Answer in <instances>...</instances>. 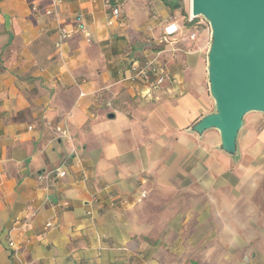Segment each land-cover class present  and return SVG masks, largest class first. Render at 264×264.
Here are the masks:
<instances>
[{"label": "crops", "instance_id": "1", "mask_svg": "<svg viewBox=\"0 0 264 264\" xmlns=\"http://www.w3.org/2000/svg\"><path fill=\"white\" fill-rule=\"evenodd\" d=\"M51 1L0 0V264H264L262 115L245 117L236 161L216 131L188 129L211 110L206 31L164 46L147 95L123 79L175 10L125 0L114 18L103 0ZM59 27L72 33L57 49ZM177 180L217 197L199 253L187 218L158 214Z\"/></svg>", "mask_w": 264, "mask_h": 264}, {"label": "water", "instance_id": "2", "mask_svg": "<svg viewBox=\"0 0 264 264\" xmlns=\"http://www.w3.org/2000/svg\"><path fill=\"white\" fill-rule=\"evenodd\" d=\"M190 13L210 29L205 61L213 110L188 129L197 135L216 130L218 148L236 159L244 116L264 118V0H190Z\"/></svg>", "mask_w": 264, "mask_h": 264}, {"label": "rangeland", "instance_id": "3", "mask_svg": "<svg viewBox=\"0 0 264 264\" xmlns=\"http://www.w3.org/2000/svg\"><path fill=\"white\" fill-rule=\"evenodd\" d=\"M190 12V0H181V6L177 9H175L174 12V18L178 20L179 22L185 23L186 17L188 16ZM198 23L197 26L195 27L197 30V35L203 34L205 35V31L207 33V43H209L210 40V29L208 23L202 18L198 17L197 18ZM208 47V44H207ZM210 97V96H209ZM211 99V97H210ZM211 110H213V100L211 99ZM258 114L262 115L261 113L258 112H249L247 113L243 119L249 114ZM262 119L263 115H262ZM244 121V120H243ZM262 124L264 123V120H262ZM244 126V124H243ZM240 129L239 133L241 132ZM216 131V130H214ZM217 133V131H216ZM218 134V133H217ZM234 159V161H236ZM184 180H177L175 183V189H176V194L173 195V193L170 194L169 189L166 188L167 191L161 192L160 196H156L155 198V203L160 204L161 208L158 214H160L161 219H172L173 216H178V220L185 219L189 220L190 226H187L182 235H192L193 237V247L198 248V253L200 251V241L205 238L204 234H208V237H215L216 236V198L214 196L208 195L202 191L201 188H199L197 185H193L192 187H187V188H182L180 187L179 184H184ZM211 192V191H210ZM160 193V192H159ZM216 196V195H215ZM168 205L176 206V211L173 212L172 208L171 210H168ZM209 208V212H206L205 210ZM187 211V217L185 214V211ZM154 214V213H153ZM165 216L167 218H165ZM208 216V221H206V217ZM208 223L209 227L206 228V224ZM192 225V226H191ZM212 225L214 227H212ZM169 229L166 228H161L158 230L160 235L165 236L167 231ZM179 228L177 229V231ZM205 245H203L204 247Z\"/></svg>", "mask_w": 264, "mask_h": 264}, {"label": "built area", "instance_id": "4", "mask_svg": "<svg viewBox=\"0 0 264 264\" xmlns=\"http://www.w3.org/2000/svg\"><path fill=\"white\" fill-rule=\"evenodd\" d=\"M60 0H52L51 7L55 6L56 3ZM125 0H103L105 7L110 10V14L112 17L117 18L119 16V4L124 2ZM53 8H48L45 10L46 14L52 13ZM198 18V17H197ZM193 18L191 13L189 12L186 20L188 21V28L182 23L176 20L175 18L170 19L167 24L164 26L162 33L155 39L154 46L155 51L151 57L145 59L142 64L137 62L132 63L130 71L131 73L125 77L123 80L127 81L130 84L140 82L147 85L145 90V94L150 95L151 91L158 87L163 80L165 79L166 73L162 69H159L157 66L156 59L159 53L164 49L165 45H174L179 40H194L197 36L196 26L198 23V19ZM184 30V31H183ZM186 30V31H185ZM71 31L64 28H58V37L55 43L56 48L60 49L63 41L71 36ZM83 35L86 41H89L90 34L87 31H83ZM58 136H66L65 129L57 126L55 128ZM67 160L63 161V165ZM52 175L61 177L65 175V171L62 167H57L53 170L46 171L41 173L38 178L45 182H48ZM50 223H46V226H49ZM9 246H14L13 241L10 239L8 241Z\"/></svg>", "mask_w": 264, "mask_h": 264}, {"label": "trees", "instance_id": "5", "mask_svg": "<svg viewBox=\"0 0 264 264\" xmlns=\"http://www.w3.org/2000/svg\"><path fill=\"white\" fill-rule=\"evenodd\" d=\"M165 5L169 6L172 10H175L181 6V0H161ZM183 23V22H182ZM185 26H188V21L185 20L183 23Z\"/></svg>", "mask_w": 264, "mask_h": 264}]
</instances>
